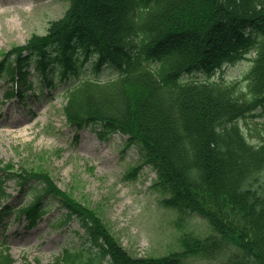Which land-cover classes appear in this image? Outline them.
<instances>
[{
	"label": "trees",
	"instance_id": "16d2710c",
	"mask_svg": "<svg viewBox=\"0 0 264 264\" xmlns=\"http://www.w3.org/2000/svg\"><path fill=\"white\" fill-rule=\"evenodd\" d=\"M64 16L46 35H33L0 62V79L13 85L6 99H24L34 86L29 67L54 87L94 58L118 76L105 84L84 81L68 90L63 115L81 130L102 123L104 133L129 136L157 171L163 204L206 219L213 234L182 236L181 250L135 257L113 236L99 213L61 190L48 171L0 162V201L6 183L29 205L15 210L34 228L48 213L44 200L77 218L88 247L66 249L53 264H264V128L253 143L239 121L264 110V0H68ZM242 82H183L184 74L213 73L250 53ZM150 62H159L156 69ZM0 211V224L13 212ZM3 245V243H2ZM0 247V264H14ZM36 264H42L37 260Z\"/></svg>",
	"mask_w": 264,
	"mask_h": 264
},
{
	"label": "rangeland",
	"instance_id": "374dc122",
	"mask_svg": "<svg viewBox=\"0 0 264 264\" xmlns=\"http://www.w3.org/2000/svg\"><path fill=\"white\" fill-rule=\"evenodd\" d=\"M68 6V0H0V61L33 35H46L50 22L62 18ZM254 56L251 53L214 74L184 75L183 81L244 82ZM81 63L79 60V71L67 79L60 77L57 67L51 89L39 78L32 63L29 77L40 93L29 92L25 104L16 99L6 101L4 95L11 84L0 80L1 163L48 171L61 190L96 210L133 256H166L180 250L184 234L210 235L211 228L202 217L181 214L163 205L165 196L155 187L156 171L144 162L136 146L127 145V136L112 132L102 135L101 123L77 131L66 122L62 107L68 89L85 80L105 82L116 77L109 67L96 72L93 60ZM246 86L242 83L240 89ZM254 113L239 124L256 142L263 132L264 111ZM6 185L14 196L11 206L18 208L31 202L30 192L20 195L13 181ZM44 204L50 210L36 228L29 229L25 217L19 220L16 214L0 228V243L10 242L15 264H35L37 259L50 264L66 248H80L87 242L78 220H65L66 211L54 200L46 199Z\"/></svg>",
	"mask_w": 264,
	"mask_h": 264
}]
</instances>
